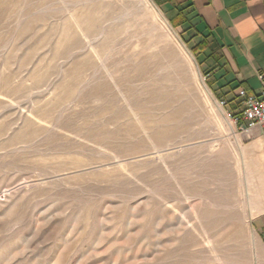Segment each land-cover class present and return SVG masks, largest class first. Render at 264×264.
I'll use <instances>...</instances> for the list:
<instances>
[{
    "label": "rangeland",
    "instance_id": "1",
    "mask_svg": "<svg viewBox=\"0 0 264 264\" xmlns=\"http://www.w3.org/2000/svg\"><path fill=\"white\" fill-rule=\"evenodd\" d=\"M153 0H0V264H264V143Z\"/></svg>",
    "mask_w": 264,
    "mask_h": 264
},
{
    "label": "crops",
    "instance_id": "2",
    "mask_svg": "<svg viewBox=\"0 0 264 264\" xmlns=\"http://www.w3.org/2000/svg\"><path fill=\"white\" fill-rule=\"evenodd\" d=\"M153 1L194 49L213 91L227 101V106H236L231 100L240 89L261 93L264 0ZM238 99L241 101L239 96ZM248 133L256 138L257 145L264 143V126H256ZM253 223L264 247V209L256 214Z\"/></svg>",
    "mask_w": 264,
    "mask_h": 264
},
{
    "label": "built area",
    "instance_id": "3",
    "mask_svg": "<svg viewBox=\"0 0 264 264\" xmlns=\"http://www.w3.org/2000/svg\"><path fill=\"white\" fill-rule=\"evenodd\" d=\"M238 96L241 99V112L235 115L230 113L238 129L242 132H249L256 126H264V86L259 95L240 89ZM220 104L227 106V101L221 100Z\"/></svg>",
    "mask_w": 264,
    "mask_h": 264
},
{
    "label": "trees",
    "instance_id": "4",
    "mask_svg": "<svg viewBox=\"0 0 264 264\" xmlns=\"http://www.w3.org/2000/svg\"><path fill=\"white\" fill-rule=\"evenodd\" d=\"M194 51V49H193ZM231 102H234V105H236L234 108H231V112L233 115L238 114L241 112V101H239L238 96H235Z\"/></svg>",
    "mask_w": 264,
    "mask_h": 264
}]
</instances>
